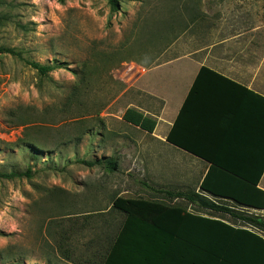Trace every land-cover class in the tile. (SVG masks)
Wrapping results in <instances>:
<instances>
[{
	"label": "rangeland",
	"instance_id": "1",
	"mask_svg": "<svg viewBox=\"0 0 264 264\" xmlns=\"http://www.w3.org/2000/svg\"><path fill=\"white\" fill-rule=\"evenodd\" d=\"M231 34L264 48V0H0V172L20 174L0 177V264H99L113 238L121 263L135 234L113 200L170 202L149 188L168 189L167 145L122 118L158 113L136 60Z\"/></svg>",
	"mask_w": 264,
	"mask_h": 264
},
{
	"label": "crops",
	"instance_id": "2",
	"mask_svg": "<svg viewBox=\"0 0 264 264\" xmlns=\"http://www.w3.org/2000/svg\"><path fill=\"white\" fill-rule=\"evenodd\" d=\"M177 51L137 59L134 66L137 89L157 105V114L149 115L147 107L136 110L156 120L153 131L158 134L151 140L167 145L168 190L194 191L264 222V208L214 196L200 186L209 171V182L217 189L228 188L240 196L245 189L241 180H257L264 191V48L258 50L254 40L231 34L200 45L188 36ZM202 66L211 71L199 72ZM169 131L174 143L166 141ZM169 200V205L206 215L183 198ZM224 218L241 226L238 219ZM253 230L264 234V226Z\"/></svg>",
	"mask_w": 264,
	"mask_h": 264
},
{
	"label": "trees",
	"instance_id": "3",
	"mask_svg": "<svg viewBox=\"0 0 264 264\" xmlns=\"http://www.w3.org/2000/svg\"><path fill=\"white\" fill-rule=\"evenodd\" d=\"M112 8H117V0H108ZM1 51L13 53L11 49ZM26 63L39 74L46 75L59 68L61 64H42L27 60ZM201 71H211L202 66ZM122 118L152 132L156 120L142 112L127 108ZM175 130V122L172 130ZM171 131L166 135V141L174 143ZM87 166L103 163L109 171L116 169V162L112 158L94 161H82ZM29 169L25 171L30 176ZM20 175L17 172H0L2 178H12ZM209 171L201 183V189L208 193L231 199L232 201L252 208H264V191L256 186L257 180L247 182L241 180L245 186L242 195L234 190L217 189L209 182ZM167 198H183L206 211L202 215L197 211H188L186 207L169 205L157 201L141 198L116 197L112 206L123 212L131 222L123 234H135L121 244V263L111 261V249L108 247L106 256L99 264H264V234H259L253 227L260 228L264 222L258 216L238 212L225 205L217 204L205 196L194 191H170L162 188H151ZM241 221V226L225 220ZM128 242V243H127Z\"/></svg>",
	"mask_w": 264,
	"mask_h": 264
},
{
	"label": "built area",
	"instance_id": "4",
	"mask_svg": "<svg viewBox=\"0 0 264 264\" xmlns=\"http://www.w3.org/2000/svg\"><path fill=\"white\" fill-rule=\"evenodd\" d=\"M132 70H133V69H131V72L128 74V75H129V77H130V76H132ZM134 70L136 71V69H135V68H134ZM139 70H141V71H144V69H143V68H142V69L140 68ZM138 72H139V71H138ZM136 75H137V73H136Z\"/></svg>",
	"mask_w": 264,
	"mask_h": 264
}]
</instances>
